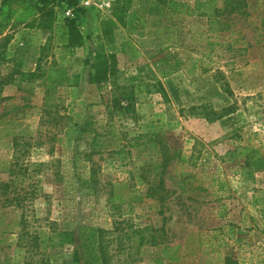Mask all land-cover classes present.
Segmentation results:
<instances>
[{
  "label": "rangeland",
  "instance_id": "rangeland-1",
  "mask_svg": "<svg viewBox=\"0 0 264 264\" xmlns=\"http://www.w3.org/2000/svg\"><path fill=\"white\" fill-rule=\"evenodd\" d=\"M1 1L0 181L12 180L25 195L22 206L5 211L22 215L28 236L22 246L16 232L0 235V264H65L73 249L93 264L95 255L101 264H223L227 256L264 264V85L245 90L231 78L259 59L264 0H246L248 20L240 13L208 18V0L205 15L190 9L195 0H179L189 9L177 25L155 0L143 19L120 11L126 0L109 7L80 0L87 10L82 42L69 54V8L56 6L51 28L43 29L30 8L4 18ZM99 50L115 54L118 70L102 93L88 81L86 62ZM163 51L180 65L164 78L153 66ZM39 59L42 71L59 70L56 107L48 112L45 74L26 76ZM121 94L128 97L115 102ZM161 144L171 158L166 168ZM249 170L252 177L241 172ZM160 178L164 202L146 195ZM53 230L73 231L75 245L52 247ZM36 232L33 248L27 241Z\"/></svg>",
  "mask_w": 264,
  "mask_h": 264
},
{
  "label": "trees",
  "instance_id": "trees-1",
  "mask_svg": "<svg viewBox=\"0 0 264 264\" xmlns=\"http://www.w3.org/2000/svg\"><path fill=\"white\" fill-rule=\"evenodd\" d=\"M230 1V0H228ZM228 1H224L222 7L212 6L214 0H208V6H210V13L208 18H218L224 15L232 14H243L245 19H250V14L245 11V8L248 5L246 0H237L233 4ZM155 2L162 6V17L170 25H177L179 22H182L184 19L186 8L189 9V5L179 0H155ZM168 2L173 3L171 7H168ZM206 1L195 0L193 6L190 7L193 11H197L203 15L206 14L208 6H205ZM1 4L5 7L4 18H9L16 14L18 8L27 9L30 8L33 14L37 15L38 23L37 25L43 29L51 28V21L54 16V8L59 5H63L66 9L71 10V16H65L63 18V25L66 29V44L64 45L65 54H69L71 50L79 46L82 42V34L80 31V25L86 21L87 10L80 4V0H2ZM150 4L149 0H126L120 7L122 13L132 12L136 14L138 19H143L147 13L148 6ZM1 5V6H2ZM243 9V10H242ZM184 16V17H183ZM121 17L119 20L122 21ZM261 22H264V17H259ZM249 25L252 27L251 21ZM5 24L0 20V37L3 33ZM260 29H256L255 32ZM231 33L237 32L236 30H231ZM264 37V35H263ZM260 56L259 59L253 63H246L243 67L238 68L231 74L232 81L242 87L245 90H254L261 85H264V45L256 42ZM264 44V43H263ZM43 50L46 49V45L43 46ZM214 51V47H211V52ZM89 64L90 71L88 72V81L95 84L99 92H104L110 85H113L117 82V66H116V56L113 52L106 53L102 50L97 51L94 54L92 61H86ZM153 66L156 68L157 73L160 77L164 78L169 76L179 70L180 65L178 61L169 51H163L161 55L155 57L153 61ZM40 64V59L38 60L36 67L33 71L26 74L28 79L35 78L38 75H44L42 86H43V111L48 112L56 107V103L53 101L55 98V93L59 86L57 74L58 69L49 67L42 71ZM74 76H72L68 82L71 83ZM11 81V76L8 77L7 83ZM128 95L121 94L114 98L115 102L122 100L121 98H127ZM18 137H15L13 140V146L18 145ZM168 148L165 144H161V161L163 167L166 168L171 161V158L167 155ZM16 166V161L9 162L7 169L10 174L14 173V167ZM245 167H248V163H244ZM243 167L242 169H244ZM264 170V167L258 169ZM243 174L246 172L247 176L252 177V171H241ZM166 191L164 187V180L162 178L156 184H150L148 186L146 195L147 197L154 199L158 202H164L166 198ZM26 197L24 194H21L20 191L16 188L12 180L0 181V235L4 233H14L18 234V243L22 246L25 244L21 241L25 239L24 235L28 236V233L24 232V225L22 215H19L17 219L7 218L9 213L5 210L14 209L16 207L22 206L25 202ZM257 201L254 202L256 204ZM262 217H264V205L261 207ZM159 237H165L163 227L157 230ZM155 233H150V239L152 243H156ZM40 233L36 232L31 234L28 239V243L33 248H38L39 246ZM160 239L159 242H161ZM75 234L73 231H56L53 230V233L48 237V242L52 247H70L75 245ZM98 252H101L102 247L97 245ZM95 249V251H96ZM93 249H91L92 251ZM92 255L91 252H89ZM94 260L97 261L96 264H101L99 256H92ZM239 261L233 257H225L223 264H238ZM45 264V263H44ZM65 264H93L91 260L79 254L77 249L72 250V259L70 262ZM181 264V263H179Z\"/></svg>",
  "mask_w": 264,
  "mask_h": 264
},
{
  "label": "built area",
  "instance_id": "built-area-1",
  "mask_svg": "<svg viewBox=\"0 0 264 264\" xmlns=\"http://www.w3.org/2000/svg\"><path fill=\"white\" fill-rule=\"evenodd\" d=\"M114 0H95V2L98 4V6L100 7H109L111 5V3L113 2ZM85 3H88V1H85ZM66 15L67 16H71V10L68 9L66 11Z\"/></svg>",
  "mask_w": 264,
  "mask_h": 264
},
{
  "label": "crops",
  "instance_id": "crops-1",
  "mask_svg": "<svg viewBox=\"0 0 264 264\" xmlns=\"http://www.w3.org/2000/svg\"><path fill=\"white\" fill-rule=\"evenodd\" d=\"M150 13H152V7L151 6H149V8L147 10V14H150Z\"/></svg>",
  "mask_w": 264,
  "mask_h": 264
}]
</instances>
